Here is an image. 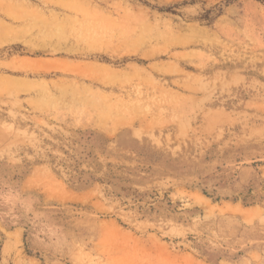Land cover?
I'll return each instance as SVG.
<instances>
[{
  "label": "rangeland",
  "instance_id": "obj_1",
  "mask_svg": "<svg viewBox=\"0 0 264 264\" xmlns=\"http://www.w3.org/2000/svg\"><path fill=\"white\" fill-rule=\"evenodd\" d=\"M143 1L0 0V264H264V4Z\"/></svg>",
  "mask_w": 264,
  "mask_h": 264
},
{
  "label": "trees",
  "instance_id": "obj_2",
  "mask_svg": "<svg viewBox=\"0 0 264 264\" xmlns=\"http://www.w3.org/2000/svg\"><path fill=\"white\" fill-rule=\"evenodd\" d=\"M136 1H140V2H144L143 0H136ZM262 4H264V0H256ZM197 4V0H191V1H185L184 3L182 4H178V5H175V6H172L168 9H163L162 11L163 12H169V13H172V14H177L174 10L175 9H179L181 7H186V6H194ZM223 13V8L220 7V6H216L214 7L213 9L207 11L204 15L201 16L200 18V21L203 22V21H214L215 19L219 18ZM212 14H215V16L213 18H211L210 16Z\"/></svg>",
  "mask_w": 264,
  "mask_h": 264
}]
</instances>
